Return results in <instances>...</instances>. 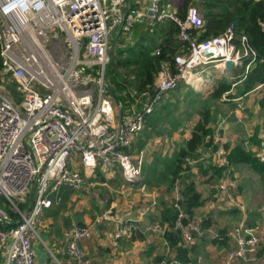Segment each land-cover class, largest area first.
<instances>
[{"label": "built area", "instance_id": "1", "mask_svg": "<svg viewBox=\"0 0 264 264\" xmlns=\"http://www.w3.org/2000/svg\"><path fill=\"white\" fill-rule=\"evenodd\" d=\"M149 1L151 5L143 7L146 17L177 25L180 46L173 58L174 70L162 64L152 86L132 90L138 106L122 114L119 103L115 119L108 76L113 57L110 43L117 31L134 22L127 13L128 0H0V78L16 82L19 96L17 102L0 96V264H35L33 244L42 242L38 227L44 212L59 200L60 186L80 191L92 184L87 179L97 172L109 175L115 168L125 181L140 180L144 151L135 149L134 157L129 148L148 116L180 82L199 90L206 88L211 85L207 68L213 65L223 72L228 60L233 67L243 66L245 73L251 68L255 52L244 35L240 47L235 46L233 23L219 35L200 39L198 32L190 31L204 23L194 3L190 2L182 18L174 2ZM152 53L159 54V49ZM244 59L248 61L244 63ZM261 87L258 84L251 91ZM228 93L234 91L221 99L236 102L228 112L236 115L244 108L243 97H226ZM223 121L224 116L209 125L204 144L185 156L184 163L197 168L223 166V176L216 183V201L244 212L243 202L234 193V164L228 161L222 144ZM258 137L255 156L264 162V128ZM74 165H80L83 173ZM143 187L142 195L149 197V207L154 206L156 190L146 193ZM170 206L173 228L180 232L186 248L191 249L206 231L210 238L218 237V231L203 226L201 216L188 215L177 180L170 191ZM116 221V238L132 228ZM94 225L75 223L65 235V252L74 264H92L82 241L92 236ZM166 227L167 223L162 233ZM225 236L231 248L225 253L224 264L256 260L258 225H249L242 217ZM166 252L165 260H126L123 264H192L180 261L168 247Z\"/></svg>", "mask_w": 264, "mask_h": 264}, {"label": "crops", "instance_id": "2", "mask_svg": "<svg viewBox=\"0 0 264 264\" xmlns=\"http://www.w3.org/2000/svg\"><path fill=\"white\" fill-rule=\"evenodd\" d=\"M167 1L174 2L177 6L180 2L179 0ZM148 5L149 0H128L127 13L128 16L134 19V25L132 24L130 28H133L136 24H146L145 22L151 21L145 16L143 10V7ZM120 34L122 35V32L117 31L111 37L112 43L114 44L113 50L118 47V45L115 46L117 42L119 40L121 41ZM119 48L123 47L119 45ZM209 68L216 70L214 76L211 75L210 70H206L208 78L214 81L215 79L217 81L230 69L227 68V70L222 72L213 65L211 67L209 66ZM180 84L185 85V83ZM242 97L244 108L238 110L236 115L228 114L229 110L234 108L236 102L223 99L215 100L219 103V110L222 109V112L218 113L217 119L213 120L210 124L224 116L222 144H228L230 147L235 144H242L245 149L255 151L257 143L255 144L254 141L259 140L258 134L264 128V106L260 102L264 97V87L255 91H249L243 94ZM136 107L131 108V110ZM131 110L128 109V112ZM190 131L184 141L189 137ZM137 136L129 148V151L134 157L137 156L135 149L138 148H135L136 146L134 145L138 138ZM145 146H149V142ZM140 149L144 151L143 165L146 159L148 160V156L143 147ZM74 166L78 171L83 173L80 165ZM183 174L182 180H193L197 191L201 194L202 205L195 210L194 215H199L203 220H206L208 222L207 227L213 228L218 232L220 230L226 231L242 217L245 218L249 225H258L260 244L256 260L253 262H242L238 260L233 264H264V170L259 171L254 169L247 163L234 164V172H232V176L236 180L234 193L243 202L245 206L244 212L233 207H222L217 203L215 194L218 178L212 175L211 172L202 173L197 167H189V170H186ZM89 180L92 184H86V187L80 191H76L70 186H60L56 194L59 200L44 212L38 227L45 234L46 239L45 242H41V248H36V245L34 246L33 244L35 264H46L49 257L57 264H74L65 252V235L75 223L83 225L95 224L92 236L82 241V245L85 248L87 256L91 259L92 264H123L126 260L139 262L156 261L154 258L161 254L168 257V253L164 247L165 241H163L161 232L163 225L158 224L163 206L168 205L170 201V193L164 186L151 187L156 189L157 202L150 210L152 211L154 209V218L148 221L152 230L155 232L145 235L140 228L141 225H139L140 222H144L143 214L140 211L145 206L144 202L149 201V197L142 195L141 189L144 187L139 183L141 177L138 181H125L122 178L120 169L115 168L109 175H103L97 172L94 177L88 178L87 182H90ZM84 191L88 194H93L94 199H92L91 204H87L85 196L88 195L83 193ZM108 192L112 193V196H109ZM115 194L123 199L122 204L125 205V210H131L134 206L136 208L137 205L135 203L142 200L143 203H138L139 208H136L137 214L131 216L129 211L123 214L120 209L118 211L116 208V212H118L117 217L119 218L114 219L115 216L112 215V217L110 215L109 208L105 210V214L109 215V218H104L105 222H93L99 217L96 214L101 210L100 205H102L103 200L105 202L107 201V207L109 204H116L115 197H113ZM88 207L91 209L89 211H92L91 215H88L86 211ZM84 211L86 212L84 213ZM92 215H96L97 217L95 218ZM117 219L122 220L125 224L132 225V228L127 230L120 238L115 237L119 242L113 243L109 238L111 236L110 232L118 229ZM133 222H138V224ZM214 239L216 238H210L207 231L196 239V242L191 248L192 264H224L225 253L231 248V244L228 239L226 245L221 243L222 238H219L220 241H214ZM48 243L50 246H48ZM44 248H46L49 254L45 252ZM171 254L169 253V255ZM199 257L201 258L199 259Z\"/></svg>", "mask_w": 264, "mask_h": 264}, {"label": "trees", "instance_id": "3", "mask_svg": "<svg viewBox=\"0 0 264 264\" xmlns=\"http://www.w3.org/2000/svg\"><path fill=\"white\" fill-rule=\"evenodd\" d=\"M177 6L179 15L185 16L188 5L194 3L202 15L203 26L199 29H191V33L198 32L200 39H206L224 32L226 27L234 24L235 38L233 42L236 47H240V36L244 35L247 44L255 52V60L251 68L245 73L243 66H235L228 69L218 80L209 93L210 100H219L226 92L234 91V94L228 93L226 97L243 95L251 91L256 85L262 84L264 87V0H179ZM145 28L137 43L129 48H115V54L110 62L108 73L110 81L115 89V98L122 105V114L131 110L132 106H138L137 96L132 95V90L140 91L147 86H152L154 76L162 64H166L174 70L173 58L178 51L180 42L177 39V25L175 22L167 20L164 22L148 21L145 22ZM134 25V24H133ZM159 49V54L152 53ZM248 59H244L246 63ZM129 68L125 73L119 69ZM1 69V58H0ZM16 82H11L13 92L16 93ZM181 85V84H180ZM178 85L173 91L179 89ZM173 91L168 93L171 95ZM168 100V97L164 99ZM264 106V97L260 100ZM166 103L158 104L153 112L148 116L145 127L149 130L146 137L152 132L159 134L158 124L161 120V112ZM189 109V106L187 110ZM190 115L192 112H189ZM212 105L206 106L199 111L197 122L192 126L189 137L184 141L174 153H153L148 164L144 162L141 167L140 185L147 187L164 186L170 193L174 182L177 180L181 185V193L186 212L193 216L195 210L202 205L201 194L197 191L193 180H182L183 173L189 170L184 163V157L193 155L196 149L204 144V137L210 130ZM144 127V128H145ZM146 137L140 138L136 148L140 149L146 145ZM258 148L259 140L254 141ZM206 145V144H205ZM227 149V159L231 164L247 163L252 168L259 171L264 170V162L258 160L255 156L256 150L245 149L242 144H235L230 147L224 144ZM202 173L211 172L218 179L223 176V166H210L203 168L199 166ZM11 213V212H10ZM12 214V213H11ZM174 212L171 209L170 201L164 205L159 217V225L167 223V227L162 233L163 241L182 262H191L192 250L182 244L181 234L173 228ZM203 226L207 227L208 222L203 220ZM226 245L227 238L225 230L218 232V237L214 241H220ZM166 255L156 256V261L165 260ZM1 260V257H0ZM192 263V262H191ZM46 264H57L51 257Z\"/></svg>", "mask_w": 264, "mask_h": 264}, {"label": "rangeland", "instance_id": "4", "mask_svg": "<svg viewBox=\"0 0 264 264\" xmlns=\"http://www.w3.org/2000/svg\"><path fill=\"white\" fill-rule=\"evenodd\" d=\"M145 25L146 24H143V23L142 24H136L133 28L128 27V28H130L129 30H128V28H124L121 31L122 35L120 34L121 35V41L118 39L119 41L117 42V44L115 46L118 45V47H119V45H120L124 49H127V48H129V46H131V44L137 43L141 34L143 33ZM113 47H114V44L111 42L110 48L112 50V55L115 54ZM128 69L129 68H123V69L120 68L119 70L121 71V73H125ZM207 70H210L211 75H213V76L215 75L216 70L214 68H212V70L210 68L209 69L207 68ZM108 76H109V73H108ZM109 79H110V77H109ZM214 79H215V77H214ZM11 82L12 81L7 79V77H5V76L0 78V96L3 98H12L14 101L17 102L19 99V96H18V94H15L13 92V88L11 87ZM216 82H217L216 79H215V81L212 79L211 85H208V87H206V88L204 87L201 90H199V89H195V88L191 87L188 84L180 85V83H185L182 81L179 83V85H180L179 89L177 91H173L171 93V95L168 96V100L163 101V103H165L166 101L168 103H166V106L164 107V109L161 112L162 116H161V120L159 122L160 124H158V127H157L159 129V134H157L156 132H153V133L151 132L149 134V136L146 137V132L148 133L149 130L145 127L141 131L139 136H137L138 138L134 144L136 146V144L140 138L144 139L146 137V140H148L147 142H149V146L143 147L145 149L147 156H148V160L146 159V164H148L150 162L153 153H158V154L160 153V156L163 155L164 153L172 154L181 145L184 144L183 143L184 139L188 136L189 130H191L192 126L197 122V120L199 118V116L196 113L200 109H202L206 106L212 105L211 119H212V121L217 119L216 118L217 114L222 112V109L219 110L220 105L217 101L210 100L208 97L209 93L215 87ZM110 84L112 86L113 95H114V105H115L114 106V116H115V119H117V116L119 115V101L115 98V89H114V86L112 85L111 81H110ZM188 106H189V109L187 110ZM189 112H192V114L190 115ZM145 187H146V190H145L146 193H150L153 189L151 187H147V186H145ZM89 192H90V189H89ZM83 193L88 195V196H85L87 204H91L92 199H94L93 194L92 193L88 194L85 191ZM111 194L112 193L108 192L109 196H112ZM113 197H115L114 200H115L116 204H114V205L109 204V206L111 205V207H109V206L107 207L106 206L107 201L105 202V200H103V196H102L103 202L101 203L102 205H100L101 210L96 214L99 217H97L96 215H92L95 218L96 217L99 218V222H105V219L101 218V216H103L105 214L106 209L110 208L108 211L110 212L111 216L112 215L115 216L114 219L119 218V217H117L118 212H116V208L118 209V211L120 209L121 213H123V214L126 211H129L131 213V216H133V215L135 216L137 214L136 208L137 207L139 208L138 203L139 204L143 203V201L141 200L138 203H135L137 205L136 208L134 206L131 210H125V205L122 204L123 199L120 198L116 194L113 195ZM144 204H145V206L143 207L142 210H144L145 207H148V209L146 210V212L143 213L144 222H140L139 225H141L140 228L144 232V234L149 235V234H152L155 232L152 230V228L149 224V221H148V220L154 218V209L152 211H150L152 208L149 207L148 201L144 202ZM112 206H114V207H112ZM89 210H91V209L88 207V209L86 211H87L88 215H91L92 211H89ZM142 210L140 211L141 213H142ZM86 211H84V213ZM144 215H146V216L144 217ZM139 216H140V213H139ZM93 220H94V218H93ZM133 223L138 224V222H133ZM115 230H114V232H113V230L110 232L111 236L109 238V240L113 243L118 241V239H115V237L113 235L115 233ZM38 233H39L41 240L45 242L46 236L42 232V230H40V228L38 229ZM120 237H118V238H120ZM35 243H37V244H35ZM35 243H34V246L36 245L35 246L36 248L42 247L41 242L36 241ZM48 246H50L49 243H48ZM44 250L47 254H49L48 251L46 250V248H44Z\"/></svg>", "mask_w": 264, "mask_h": 264}, {"label": "water", "instance_id": "5", "mask_svg": "<svg viewBox=\"0 0 264 264\" xmlns=\"http://www.w3.org/2000/svg\"><path fill=\"white\" fill-rule=\"evenodd\" d=\"M149 5H151V1H149ZM226 67L230 68L232 66V62L230 60L226 61Z\"/></svg>", "mask_w": 264, "mask_h": 264}]
</instances>
